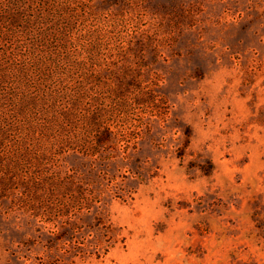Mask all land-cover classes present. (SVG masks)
Masks as SVG:
<instances>
[{"label": "rangeland", "instance_id": "obj_1", "mask_svg": "<svg viewBox=\"0 0 264 264\" xmlns=\"http://www.w3.org/2000/svg\"><path fill=\"white\" fill-rule=\"evenodd\" d=\"M31 2L34 15L60 0ZM71 5L67 34L101 45L81 69L61 72L74 85L87 74L84 106L98 99L118 144L98 162L107 173L87 172L81 154L62 148L56 164L33 156L12 189H0V264H264V0ZM6 45L0 38V55ZM45 77L59 86L58 74ZM7 134L0 162L13 166L22 135ZM59 166L78 187L44 200L70 205V224L26 209V191L35 198L53 184L42 171Z\"/></svg>", "mask_w": 264, "mask_h": 264}, {"label": "trees", "instance_id": "obj_2", "mask_svg": "<svg viewBox=\"0 0 264 264\" xmlns=\"http://www.w3.org/2000/svg\"><path fill=\"white\" fill-rule=\"evenodd\" d=\"M31 1L0 0V38L8 44L0 55V84L10 83L13 91L7 92L0 86V120L13 117L14 122L9 129L22 135L10 154V158L18 162L13 166L0 162L2 192L12 189L19 171H25V167L32 165L33 156L40 166H45L50 158L56 164L62 148L81 154V163L90 165L87 172L98 174L99 170L101 174L107 173L99 168L98 162L111 158L121 131L112 125L113 122L104 121L98 104H95L98 99L90 102L94 109L84 106L89 94L81 83L89 78L87 74L74 85V75L70 71L61 72L63 65H74L76 71L81 69L87 52L90 54L100 49L98 37L93 35L91 47H87L82 44L83 40L67 34L75 26L69 15L72 0L44 5L40 14L34 15L29 14ZM73 43L79 46L70 48ZM47 72L59 75V86L44 85ZM3 101L13 106L11 110H4ZM8 130L0 128V147L8 139ZM71 176L69 169L46 167L40 179H50L53 184L38 188L35 198L26 191V209L29 211L33 206L35 218L43 215L45 220L67 222L70 205L57 204L56 201L47 203L44 194L48 192L50 197H56L57 194L68 193L67 190L77 189V183L68 184L74 182ZM44 207L46 211H43Z\"/></svg>", "mask_w": 264, "mask_h": 264}]
</instances>
